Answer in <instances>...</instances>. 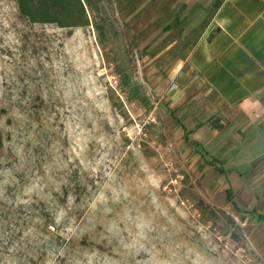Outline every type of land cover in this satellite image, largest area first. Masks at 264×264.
<instances>
[{"label":"rangeland","instance_id":"obj_1","mask_svg":"<svg viewBox=\"0 0 264 264\" xmlns=\"http://www.w3.org/2000/svg\"><path fill=\"white\" fill-rule=\"evenodd\" d=\"M216 2L90 0L71 29L0 0V264H264V121L197 140L175 111Z\"/></svg>","mask_w":264,"mask_h":264},{"label":"crops","instance_id":"obj_2","mask_svg":"<svg viewBox=\"0 0 264 264\" xmlns=\"http://www.w3.org/2000/svg\"><path fill=\"white\" fill-rule=\"evenodd\" d=\"M173 91L181 119L206 116L197 140L207 123L241 134L264 121V0H217L198 38L175 57Z\"/></svg>","mask_w":264,"mask_h":264},{"label":"trees","instance_id":"obj_3","mask_svg":"<svg viewBox=\"0 0 264 264\" xmlns=\"http://www.w3.org/2000/svg\"><path fill=\"white\" fill-rule=\"evenodd\" d=\"M21 16L31 23H54L61 28L91 25L90 0H16ZM92 10V9H91ZM97 29L99 24L95 23Z\"/></svg>","mask_w":264,"mask_h":264},{"label":"bare ground","instance_id":"obj_4","mask_svg":"<svg viewBox=\"0 0 264 264\" xmlns=\"http://www.w3.org/2000/svg\"><path fill=\"white\" fill-rule=\"evenodd\" d=\"M4 23V22H3ZM6 23V22H5ZM4 28V27H3ZM8 28V27H7Z\"/></svg>","mask_w":264,"mask_h":264}]
</instances>
